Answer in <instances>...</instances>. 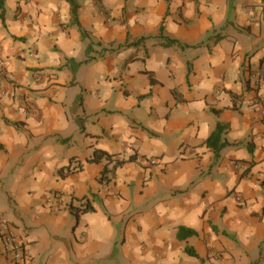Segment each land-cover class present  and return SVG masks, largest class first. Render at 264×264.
Returning a JSON list of instances; mask_svg holds the SVG:
<instances>
[{
    "label": "crops",
    "instance_id": "crops-1",
    "mask_svg": "<svg viewBox=\"0 0 264 264\" xmlns=\"http://www.w3.org/2000/svg\"><path fill=\"white\" fill-rule=\"evenodd\" d=\"M76 1L77 21L68 0H7L0 18V223L27 264H264V117L246 90L264 0ZM95 149L137 158L104 182Z\"/></svg>",
    "mask_w": 264,
    "mask_h": 264
},
{
    "label": "trees",
    "instance_id": "trees-1",
    "mask_svg": "<svg viewBox=\"0 0 264 264\" xmlns=\"http://www.w3.org/2000/svg\"><path fill=\"white\" fill-rule=\"evenodd\" d=\"M7 0H0V18L4 21L5 20V3ZM71 4H72V14H73V18L75 21H77V9H78V3L76 0H68ZM264 61V58L262 59L261 63ZM252 90L256 96H253L252 100H254V103L257 96H258V90L257 89H253L250 87L249 83L247 82V89L246 90ZM241 101L243 103L244 99L237 97L236 95H234V104L235 107L237 106V101ZM227 130V125H224L222 123H218L215 130L213 131V133L210 135V137L208 138V146L211 147L217 154L220 153V151L228 144V141L224 138V133ZM137 158L136 154H132L131 156H129L128 158H124L121 157L119 154L117 153H110L108 151L102 150V149H95L93 156L91 158H89L87 161L88 162H100L102 160H107V163L104 166V169L102 171L101 174V181L104 182H109L113 176L116 173V169L123 165L124 163H126L127 161L130 160H135ZM83 163L81 160L79 159H72L70 161V163L67 166H64L62 168L59 169L58 173L61 177H65L70 173L73 172H77L80 171L81 169H83ZM94 208V206L91 204L89 199H83L81 206L77 207V206H73L71 205V209L76 213H80L82 211H89L92 210ZM198 232L195 229L192 228H187L185 226H181L178 229V238L180 240H186L188 239L190 236L196 235ZM186 251L192 255H196L195 250L192 247L187 246L186 247Z\"/></svg>",
    "mask_w": 264,
    "mask_h": 264
},
{
    "label": "built area",
    "instance_id": "built-area-1",
    "mask_svg": "<svg viewBox=\"0 0 264 264\" xmlns=\"http://www.w3.org/2000/svg\"><path fill=\"white\" fill-rule=\"evenodd\" d=\"M249 85L258 90L256 103L264 117V61L250 70ZM29 246L23 235L9 222L0 223V264H27Z\"/></svg>",
    "mask_w": 264,
    "mask_h": 264
}]
</instances>
